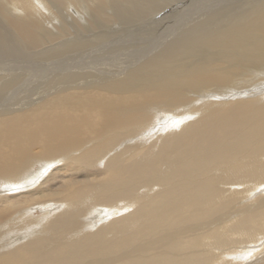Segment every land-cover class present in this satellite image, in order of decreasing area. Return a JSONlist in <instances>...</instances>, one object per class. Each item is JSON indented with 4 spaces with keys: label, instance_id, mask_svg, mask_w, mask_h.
I'll return each instance as SVG.
<instances>
[{
    "label": "bare ground",
    "instance_id": "6f19581e",
    "mask_svg": "<svg viewBox=\"0 0 264 264\" xmlns=\"http://www.w3.org/2000/svg\"><path fill=\"white\" fill-rule=\"evenodd\" d=\"M0 193V264L264 259V0H0Z\"/></svg>",
    "mask_w": 264,
    "mask_h": 264
},
{
    "label": "rangeland",
    "instance_id": "374dc122",
    "mask_svg": "<svg viewBox=\"0 0 264 264\" xmlns=\"http://www.w3.org/2000/svg\"><path fill=\"white\" fill-rule=\"evenodd\" d=\"M228 96H231V94H228ZM261 97H263V96H261ZM260 97V98H261ZM252 98H255L254 96L252 97ZM97 168V167H96ZM142 192H143V190H141ZM146 193H147V191H146V189L144 190ZM104 192H106V190L104 191ZM145 193V194H146ZM1 194V193H0ZM149 195L150 196H152V191H150L149 192ZM107 201V203H105V204H102V202L101 203H99L98 205H94L95 206V208L96 209H102V208H107L108 206H110L111 208H112V205H109V203H108V200H106ZM106 201H103V203L104 202H106ZM110 201V200H109ZM111 202V201H110ZM119 203L121 204L122 203V205H127V207L126 208H124V209H122L123 210V216L125 215H127L128 213L125 211V210H127L128 209V211L130 212L131 211V213H132V211H135L134 210V208H133V206H130V204H127V202H125V201H119ZM129 205V206H128ZM133 208V209H132ZM61 210H62V207H60L59 208V210L57 209V210H55V212L54 211H52L53 212V214L55 215V216H57L58 214H60V212H61ZM58 213V214H57ZM35 214V216L36 217H39L40 216V214H39V212H35L34 213ZM37 215H39V216H37ZM122 216V215H121ZM121 216H119V217H116V218H118L117 220H119V218L121 217ZM112 218V221H113V216L111 217ZM121 219V218H120ZM111 219L109 218V219H107L106 221H105V223H106V225L105 226H107L108 225V223L110 224L111 222ZM105 223H103L102 224V227H103V225L105 224ZM127 234H129V232L127 233ZM4 236H5V234H4ZM3 235H0V238H2V237H4ZM262 239H263V241H264V235H263V237L260 239V240H257V245L260 243V241H262ZM6 244H8V243H6ZM256 245V246H257ZM263 246V245H262ZM261 246V247H262ZM260 247V248H261ZM245 251H247V252H250V251H253V250H248V249H245ZM255 260H257V259H255ZM255 260H248L247 262H249V263H252V264H264V259H262L261 261H258V262H255ZM227 262V261H226ZM225 262V263H226ZM239 264H240V262H238ZM233 264H236V261H234V263Z\"/></svg>",
    "mask_w": 264,
    "mask_h": 264
}]
</instances>
